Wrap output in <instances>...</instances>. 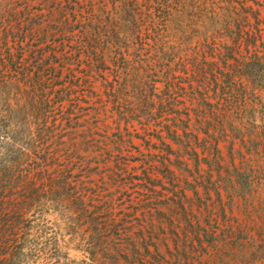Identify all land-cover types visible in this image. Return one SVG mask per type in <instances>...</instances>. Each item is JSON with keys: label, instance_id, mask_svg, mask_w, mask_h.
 I'll return each mask as SVG.
<instances>
[{"label": "trees", "instance_id": "obj_1", "mask_svg": "<svg viewBox=\"0 0 264 264\" xmlns=\"http://www.w3.org/2000/svg\"><path fill=\"white\" fill-rule=\"evenodd\" d=\"M199 1L201 7H206L198 14L204 32L196 37L194 60L209 57L212 65L219 59H224L223 64L234 61L233 69L228 71L231 76L263 80L264 59L258 54L247 59L240 49H258L257 42L263 43L260 24L255 21L264 12V5L259 3L255 8L249 0ZM183 8L182 0H0V140H5V169L0 171V186L5 184L6 200L12 201L0 206V264H24L34 253L41 252L36 243L39 229L25 219L30 205L36 203L48 210L62 209L68 215L74 214L78 222L84 221L91 228V237L85 239L82 250L90 264L96 262L98 253L107 251L100 240L101 230H97L101 214L87 209L85 179L73 176L87 174L91 179L101 174L81 170H87L90 164L85 157L75 158L80 152L77 147L91 141L89 134L92 138V132L99 133L101 127L103 140L107 139L108 130L116 131L121 138V125L128 130L139 124L141 138L147 137L151 116L154 117L150 107L157 100L162 106L163 99L153 95L155 99L143 98L144 102L137 104L134 97L130 98L134 92L146 96L143 86L135 90L137 85L130 81L135 78L132 73L139 55L135 49L137 40L142 27L146 33L152 30L147 39L152 49L165 32L169 33L168 38L182 36L177 30L182 25ZM207 24L215 27L208 30ZM208 72L212 74L213 69ZM147 86L157 90L155 84ZM170 87L175 89L167 84ZM218 87L216 83L212 87L213 97L224 91L231 96L234 90L230 84L226 90L222 87L218 91ZM78 96L86 108L92 102L91 110L83 113ZM90 118H94V123ZM158 128L156 138L162 143L168 139L170 144H165L164 158L154 163L155 168L171 176L186 171L193 175L187 162L191 161L198 171L197 158L183 155L186 147L180 131L186 135L187 128L172 121ZM111 142L120 144L118 139ZM44 145L53 146L64 155L51 163L53 157L49 153L39 155ZM172 145L177 149L173 150ZM64 147L70 155L61 150ZM100 166L95 163L94 170ZM119 167L114 163L110 171L116 174ZM186 184L197 192L196 185ZM180 190L184 198L185 189ZM66 228L69 232L68 222ZM51 241L55 264H61L67 259L65 249L56 235Z\"/></svg>", "mask_w": 264, "mask_h": 264}, {"label": "rangeland", "instance_id": "obj_2", "mask_svg": "<svg viewBox=\"0 0 264 264\" xmlns=\"http://www.w3.org/2000/svg\"><path fill=\"white\" fill-rule=\"evenodd\" d=\"M249 1L254 7L264 5V0ZM182 3V25L177 30L182 36L168 38L169 33L165 32L152 49L147 42L152 30L146 33L142 27L137 40L135 49L139 55L132 73L135 78L130 81L137 85L135 90L143 86L146 96L134 92L130 98L134 97L137 104L144 102L143 98L155 99L153 95L163 99L162 106L157 100L150 107L154 117L151 116L147 137L141 138L139 124L128 130L121 125L122 137L108 130L104 142L101 127L99 133L92 132L95 141L89 134L91 141L81 150L77 147L80 152L74 157H85L90 164L87 170H81L101 174L91 179L87 174L73 175L85 179L87 209L101 214L97 230H101L100 240L107 251L98 253L94 264H264V74L260 81L240 80L228 73L234 61L223 64L224 59H219L212 65L209 57L194 60L196 37L204 32L198 14L206 7H201L199 0ZM255 22L260 24L263 43L257 42L258 49L250 46L247 50L241 47L240 51L247 59L255 54L264 59V12ZM213 27L205 25L208 30ZM208 69H213V75ZM148 83L155 84L157 90H151ZM215 83L218 91L233 85L232 95L224 91L213 97ZM167 84L180 90L168 89ZM77 99L83 113L91 110L92 102L86 108L82 98ZM221 102L226 105L221 106ZM171 121L187 128L186 135L180 131L186 147L180 155L197 158L198 171L193 162L187 161L193 175L186 171L171 176L154 166L164 158L165 144H170L168 139L162 143L156 138L158 127ZM114 139L120 144H113ZM171 147L177 149L175 145ZM43 149L39 155L49 153L53 157L51 163L64 155L53 146L44 145ZM61 150L71 154L67 147ZM97 162L102 166L94 170ZM114 163L120 165L116 174L110 171ZM3 169L5 140H0V171ZM186 183L196 185L197 192H192ZM181 188L185 189L184 198ZM7 197L4 184L0 186V206L12 203ZM46 207L30 205L25 219L39 229V237L35 238L41 252L34 253L24 264H55L51 241L54 235L67 255L61 264H90L82 250L85 239L91 237V228L84 221L78 222L74 214Z\"/></svg>", "mask_w": 264, "mask_h": 264}]
</instances>
